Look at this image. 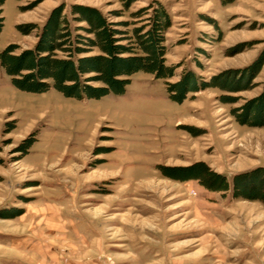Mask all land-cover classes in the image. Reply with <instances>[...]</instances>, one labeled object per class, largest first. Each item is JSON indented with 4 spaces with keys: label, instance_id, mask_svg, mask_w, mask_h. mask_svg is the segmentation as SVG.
I'll list each match as a JSON object with an SVG mask.
<instances>
[{
    "label": "rangeland",
    "instance_id": "rangeland-1",
    "mask_svg": "<svg viewBox=\"0 0 264 264\" xmlns=\"http://www.w3.org/2000/svg\"><path fill=\"white\" fill-rule=\"evenodd\" d=\"M155 3L170 18L169 83L187 71L208 81L264 50V0H5L0 51L32 47L61 4L66 14L71 5L94 7L130 32L146 24ZM19 26L35 28L24 34ZM263 81L264 63L249 90L207 87L175 103L163 80L136 72L121 94L76 100L53 88L20 91L0 67V251L31 238L84 263L264 264L262 203L161 170L201 162L230 183L264 167V127L239 125L230 115ZM223 94L236 103H222ZM29 136L34 142L23 153L19 144ZM46 213L58 228H48L39 216Z\"/></svg>",
    "mask_w": 264,
    "mask_h": 264
},
{
    "label": "trees",
    "instance_id": "trees-1",
    "mask_svg": "<svg viewBox=\"0 0 264 264\" xmlns=\"http://www.w3.org/2000/svg\"><path fill=\"white\" fill-rule=\"evenodd\" d=\"M4 1L0 0V32ZM64 8L61 4L49 12L35 34L32 47L15 53L18 47L8 44L0 51V67L16 89L42 93L53 88L64 97L76 100L99 99L110 93H123L130 83V76L143 72L163 80L168 98L181 103L188 93L207 87L226 93L249 90L264 63L263 50L250 65L222 71L208 81L187 71L176 82L169 83L166 80L174 75L175 67L168 65L165 59V33L170 27V18L161 4L150 6L146 24L132 28L130 32L118 30L115 27L118 24L109 22L107 16L94 7L71 5L67 14ZM33 28L35 26L28 29L19 26L24 34ZM94 49L96 54L87 55ZM57 51L62 52L64 58L57 57ZM219 99L229 105L237 101L229 94H223ZM230 115L239 125L264 127V81L260 93L231 108ZM12 129L6 128L5 132ZM33 139V136L23 139L19 144L20 151L26 153ZM161 170L167 178L192 179L207 191L225 193L230 190L232 198L264 205V167L234 175L230 183L201 162Z\"/></svg>",
    "mask_w": 264,
    "mask_h": 264
},
{
    "label": "crops",
    "instance_id": "crops-1",
    "mask_svg": "<svg viewBox=\"0 0 264 264\" xmlns=\"http://www.w3.org/2000/svg\"><path fill=\"white\" fill-rule=\"evenodd\" d=\"M49 206V207H48ZM49 210L53 207L51 205H47ZM42 220L48 219V228L50 227L51 230H54L59 227L57 220L49 217V214H39ZM35 233L38 234L36 231ZM50 235V234H49ZM32 237V236H31ZM28 240L34 241L29 238ZM47 240V239H46ZM28 244L22 243L21 245H11L7 250L0 251V264H103V262L99 261H90L89 262H81L79 260L73 259L71 253H66L67 250H59L57 247L47 246L45 247L43 243L37 242L36 244ZM4 251V252H2Z\"/></svg>",
    "mask_w": 264,
    "mask_h": 264
}]
</instances>
